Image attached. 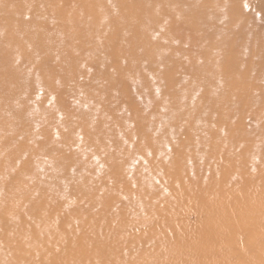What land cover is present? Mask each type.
Here are the masks:
<instances>
[{"label":"rangeland","instance_id":"obj_1","mask_svg":"<svg viewBox=\"0 0 264 264\" xmlns=\"http://www.w3.org/2000/svg\"><path fill=\"white\" fill-rule=\"evenodd\" d=\"M22 208L27 264H264V0H0V222Z\"/></svg>","mask_w":264,"mask_h":264},{"label":"bare ground","instance_id":"obj_2","mask_svg":"<svg viewBox=\"0 0 264 264\" xmlns=\"http://www.w3.org/2000/svg\"><path fill=\"white\" fill-rule=\"evenodd\" d=\"M261 26V24H260ZM261 28V27H260ZM7 29V28H6ZM228 117V116H226ZM122 166V165H121ZM245 174H242V176H238V179L241 180V181H244L245 180ZM48 191V190H47ZM58 191L62 192L61 189H59ZM129 200V199H128ZM130 201V200H129ZM210 206V205H209ZM24 210V212H19V214H17V217L16 219L13 221V217L16 215H12L10 216V218L8 217H5L4 220H1L0 222V228H5L7 227V235L5 234H1L0 233V264H27L28 262V259L31 258L30 257V253H32V251L35 250V253L38 254V256H43L41 259L43 260L44 258V255H46V253L48 254L50 251H51V248L48 246V248H35V247H32V246H28L29 243L27 244V247H22V248H17V247H4L3 246V242L5 240H8L9 238L10 239H13V238H18L20 235L23 234V230L26 229V228H21L25 223L26 226L28 225V228L29 226H32L33 227V223L32 221L34 220V212H32L31 210H27L26 208H22ZM26 216V217H25ZM246 220H249V218ZM245 219H238L237 220V223H241V222H247ZM51 221V219L48 217L47 219L44 220L43 223H41L39 226L42 227L44 224H48V222ZM51 223H54V221L52 220ZM215 223V222H214ZM248 223V222H247ZM213 225V224H212ZM211 226V225H210ZM245 226V225H244ZM43 228V227H42ZM234 228V227H233ZM44 229V228H43ZM256 229V228H255ZM258 229V228H257ZM211 230V229H210ZM232 230V229H231ZM236 230V229H235ZM240 231V230H239ZM250 231V230H249ZM259 231V230H258ZM8 232L10 234H8ZM48 232V231H47ZM208 232V231H206ZM223 232V231H222ZM248 232V231H247ZM214 233V232H213ZM226 233V232H225ZM233 233V232H232ZM243 233V232H242ZM48 234V233H47ZM207 234V233H206ZM205 234V235H206ZM209 234V233H208ZM253 234V233H252ZM211 235V234H210ZM213 235V234H212ZM220 236L217 237V241L216 242H219L221 240H224L226 238H230L231 235L228 233V234H219ZM234 235V234H232ZM208 236V235H207ZM237 236V235H236ZM240 236V235H239ZM239 236L237 238H239ZM209 237V236H208ZM214 237V236H213ZM233 237V236H232ZM206 238V237H204ZM234 238V237H233ZM243 238V237H242ZM220 239V240H219ZM240 239V238H239ZM207 240V239H206ZM235 240V239H234ZM238 240V239H237ZM242 241V240H241ZM239 240V243L241 242ZM204 242V240H203ZM202 242V243H203ZM226 242V241H224ZM227 242H230V241H227ZM237 242V241H236ZM213 243V242H212ZM221 243V242H220ZM238 243V242H237ZM245 243V242H244ZM201 244V243H200ZM215 244V243H214ZM233 244V243H232ZM241 244V243H240ZM206 245V244H205ZM210 245V244H209ZM237 245V244H236ZM204 246V245H203ZM211 246V245H210ZM205 247V246H204ZM231 247V246H230ZM207 249V247H205ZM220 248V247H219ZM59 249H61V251H59L57 254H58V262L56 264H71V263H74L76 262L78 264L79 262V258L83 256H86V258L88 259V262L86 264H97V260L96 258H99L98 255H95L93 256L90 252V251H83V249H80V248H76L74 247L73 249H69L67 248L66 246H62V247H59ZM216 249V248H215ZM263 249H264V245H263ZM55 250V248H54ZM54 250L52 251L54 253ZM226 250L228 251V249L226 248ZM253 250V249H252ZM244 251V250H243ZM248 251V250H247ZM81 252H83V254H81ZM200 256H207V257H211L213 255H216L217 253L219 252H222V251H219L217 252L216 250H213V249H207L205 250L202 246L198 247V251H197ZM226 252V251H225ZM197 253V254H198ZM228 253V252H227ZM249 253V251L247 252ZM35 254V255H36ZM229 254V253H228ZM34 255V254H33ZM33 255H32V258H33ZM51 255V253H50ZM50 255H47V257H49L48 259H50ZM231 255V254H229ZM239 255V254H238ZM241 255V254H240ZM53 256V255H52ZM232 256V255H231ZM37 257V256H36ZM96 257V258H95ZM206 257V259H207ZM225 257V256H224ZM240 257V256H239ZM31 258V259H32ZM35 258V256H34ZM204 258V257H203ZM212 258V257H211ZM234 258V257H233ZM37 259H39L37 257ZM47 259V260H48ZM79 259V260H78ZM34 260V259H33ZM40 260V259H39ZM38 260V261H39ZM46 260V259H45ZM44 260V261H45ZM46 260V263L48 262ZM78 260V261H77ZM215 260V259H214ZM220 260V259H219ZM218 260V261H219ZM216 261V260H215ZM214 261V262H215ZM228 261V260H227ZM233 261V260H232ZM38 263L36 262L35 260L33 261V263ZM80 262H83V261H80ZM222 263V261H220ZM42 263V262H40ZM44 263V262H43ZM42 263V264H43ZM109 263V262H108ZM211 263V262H210ZM216 263V262H215ZM45 264V263H44ZM49 264H50V261H49ZM81 264V263H79ZM83 264V263H82ZM208 264V262H207ZM220 264V263H219ZM224 264V263H223Z\"/></svg>","mask_w":264,"mask_h":264}]
</instances>
